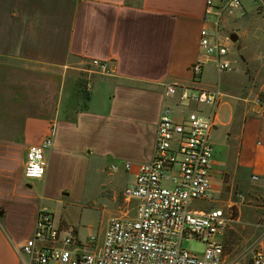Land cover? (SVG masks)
I'll list each match as a JSON object with an SVG mask.
<instances>
[{
	"label": "crops",
	"instance_id": "obj_1",
	"mask_svg": "<svg viewBox=\"0 0 264 264\" xmlns=\"http://www.w3.org/2000/svg\"><path fill=\"white\" fill-rule=\"evenodd\" d=\"M206 1L0 0V264H27L21 248L33 235L42 203L28 192L16 193L13 186L24 176L25 162L20 157L25 154L26 161L31 145H41L53 135L41 180L52 184L61 159L74 170L71 185L83 192L92 164L104 158L123 165L132 162L133 169L126 172L135 180L137 166L153 157L165 105L171 106L176 118L190 111H208L203 105L164 95L168 84L193 86L191 67L201 54ZM242 10L223 19L220 35L230 39V61L243 74L222 77L231 72H219L210 63L197 80L204 89L222 91L211 134L220 127L228 141L220 153L224 149L223 159L211 141L209 199L214 203L207 211L224 210L221 204L228 209L238 206L245 196L258 199L254 190L259 186L251 177L264 178V104L259 99L264 94V30L260 34L254 28L249 33L248 20L236 25L235 16ZM260 11L264 13V2ZM232 44L240 48V61ZM93 60L106 63L109 73L93 67ZM82 71L87 73L85 78ZM248 72L255 74L252 82ZM257 79L260 84L254 83ZM95 103L99 107L94 108ZM114 129L134 138L126 151L118 150L124 156L108 149V134ZM68 189L59 195H66ZM20 200L32 206L24 238L6 221L9 203L22 207ZM55 222L63 236L72 233L78 244L86 242L65 222Z\"/></svg>",
	"mask_w": 264,
	"mask_h": 264
},
{
	"label": "built area",
	"instance_id": "obj_2",
	"mask_svg": "<svg viewBox=\"0 0 264 264\" xmlns=\"http://www.w3.org/2000/svg\"><path fill=\"white\" fill-rule=\"evenodd\" d=\"M242 8L241 0L206 1L204 22L207 26L200 31L201 54L191 67L193 86L168 84L164 95L166 98L178 96L181 103L203 105L208 111H190L176 118L171 106L163 107L155 132L153 157L137 166L134 182L124 190V196L136 203L134 217H112L101 245L96 247L95 237L78 244L74 234L63 236L51 210L41 206L33 235L21 248L27 264H264V242L253 248L247 263L226 253L224 237L233 222L232 210L229 213L222 209L192 208L194 202L211 197L214 147L210 134L216 126L217 108L223 95L219 88L208 90L198 86L197 80L210 63L219 72L233 70L229 58L231 41L222 39L220 28L225 17ZM210 24L212 28L208 27ZM91 65L102 73H109L104 62L93 60ZM52 147L53 135L41 145L28 148L26 179L45 177L48 166L45 153ZM133 166L132 162H126L123 168L129 172ZM118 170L117 165L108 169L110 173ZM251 180L264 190V178L253 175ZM165 182L172 186L165 187ZM242 199L240 196V202ZM256 226L264 230V210ZM215 237L220 240H214ZM186 240L204 243L203 253L184 249Z\"/></svg>",
	"mask_w": 264,
	"mask_h": 264
},
{
	"label": "rangeland",
	"instance_id": "obj_3",
	"mask_svg": "<svg viewBox=\"0 0 264 264\" xmlns=\"http://www.w3.org/2000/svg\"><path fill=\"white\" fill-rule=\"evenodd\" d=\"M241 2L243 5V15L239 14L235 16L237 20L236 25L242 24L243 21L246 23L248 20L249 24L246 25L245 30L251 33L254 31V28H258L259 33L262 34L264 30V13L260 11V5L264 0H241ZM237 12L240 13V11H236L235 14ZM232 45L234 57L240 61V48L234 47V44ZM84 68H87V66L82 65V69ZM234 68L235 71L232 70L231 73L221 76L236 78V76L243 74L242 68L239 65H235ZM80 75L85 78L84 76L87 73L82 71ZM260 76L258 77L260 78ZM213 77L215 79L218 78L216 74ZM252 78H255V74L248 72V81L252 82ZM254 83L260 84L258 79ZM96 91L97 89L93 94ZM259 99L263 105L264 94H261ZM97 102L100 103V101ZM93 107H99V105L95 103ZM108 135V149L116 155L120 154L124 156L118 150L126 151V145L131 143L134 138L126 136L125 133L116 129L110 131ZM226 138V132L220 127L211 134V141L216 146L219 154L222 152V147L228 142ZM224 156L225 151L223 149V153L220 154L219 158L223 159ZM20 159L21 162H25V154ZM60 160L56 163V174L51 185L47 186L44 180H30L21 175L19 176V181L15 182L18 184L13 187L16 188V193L22 195L28 192L29 195L38 199L39 202L41 200V206H47L51 209L58 222L63 221L70 229L78 231V237L81 241H87L89 237H95L97 239L95 246L99 247L104 239L107 224L112 217H134L136 203L124 196L125 188L129 185L130 181L134 180V177L124 170L123 163L119 160L114 161L111 158H104L99 160L96 166L92 164L90 171L87 173L85 190L80 192L77 187L71 185L74 170L70 166V163ZM93 160L94 158L92 162ZM112 165L119 167L116 173L108 171ZM164 186L171 187L172 185L169 182H165ZM69 187L70 189H68L66 195H59L62 189ZM254 192L258 199L245 196L244 203L238 206H233L229 209L225 204H221L220 206L226 212L231 213L232 210L233 222L230 224L229 230L224 237L226 253L231 258H242L246 263L249 262L253 248L260 247L259 244L264 242V230L256 227L264 210V190L256 187ZM27 203L24 200H20L19 204L22 207L17 206L15 202L9 203L11 206L8 209L6 221L10 226L15 227L19 238H24L25 231L27 230L26 224L28 220L26 217L28 216V209L32 207ZM212 203L214 201L210 199L197 201L192 204V208L207 211L212 207ZM214 240H220V237H215ZM183 247L191 253L201 254L204 251L205 245L197 240H186L183 243Z\"/></svg>",
	"mask_w": 264,
	"mask_h": 264
},
{
	"label": "trees",
	"instance_id": "obj_4",
	"mask_svg": "<svg viewBox=\"0 0 264 264\" xmlns=\"http://www.w3.org/2000/svg\"><path fill=\"white\" fill-rule=\"evenodd\" d=\"M83 99L87 102L89 100V94L85 92Z\"/></svg>",
	"mask_w": 264,
	"mask_h": 264
}]
</instances>
